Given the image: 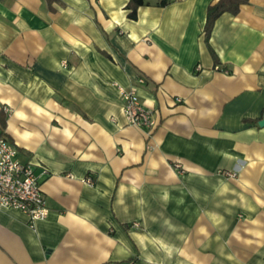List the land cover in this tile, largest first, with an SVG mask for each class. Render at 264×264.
<instances>
[{
  "label": "crops",
  "instance_id": "obj_1",
  "mask_svg": "<svg viewBox=\"0 0 264 264\" xmlns=\"http://www.w3.org/2000/svg\"><path fill=\"white\" fill-rule=\"evenodd\" d=\"M147 1L0 0V135L48 209L0 206V264H264V0L208 41L216 0Z\"/></svg>",
  "mask_w": 264,
  "mask_h": 264
},
{
  "label": "built area",
  "instance_id": "obj_2",
  "mask_svg": "<svg viewBox=\"0 0 264 264\" xmlns=\"http://www.w3.org/2000/svg\"><path fill=\"white\" fill-rule=\"evenodd\" d=\"M199 69L200 65H196L195 70ZM118 91L127 122L139 128L151 129L154 125L153 111L140 100L135 87H118ZM41 169L37 173L34 162L21 161L16 144L5 135H0V206L22 211L27 215L30 226L36 220L45 219L48 214L39 180L47 170L44 167Z\"/></svg>",
  "mask_w": 264,
  "mask_h": 264
},
{
  "label": "trees",
  "instance_id": "obj_3",
  "mask_svg": "<svg viewBox=\"0 0 264 264\" xmlns=\"http://www.w3.org/2000/svg\"><path fill=\"white\" fill-rule=\"evenodd\" d=\"M59 0H46L50 9H53V2H58ZM171 0H157V5L165 6ZM248 0H216L214 3L209 4L206 12V21L204 24V36L205 40L208 41L209 33L211 31L212 25L215 19L224 12H229L235 14L240 5L246 3ZM148 4L147 0H129L127 8L130 9L129 17L135 18L136 9L140 5Z\"/></svg>",
  "mask_w": 264,
  "mask_h": 264
},
{
  "label": "water",
  "instance_id": "obj_4",
  "mask_svg": "<svg viewBox=\"0 0 264 264\" xmlns=\"http://www.w3.org/2000/svg\"><path fill=\"white\" fill-rule=\"evenodd\" d=\"M258 125L264 127V112L262 114V118L258 121Z\"/></svg>",
  "mask_w": 264,
  "mask_h": 264
}]
</instances>
